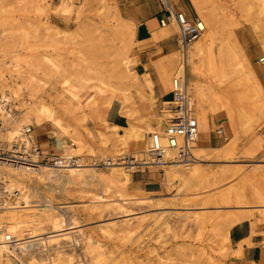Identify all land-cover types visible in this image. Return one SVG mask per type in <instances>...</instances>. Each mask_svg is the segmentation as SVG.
Masks as SVG:
<instances>
[{"label":"rangeland","instance_id":"obj_1","mask_svg":"<svg viewBox=\"0 0 264 264\" xmlns=\"http://www.w3.org/2000/svg\"><path fill=\"white\" fill-rule=\"evenodd\" d=\"M258 1L199 0L197 11L191 4L210 38L188 63V89L195 114L203 108L207 115H224L219 147L194 149L189 173L133 167L126 180L124 170L96 167L93 177L85 172L73 182L61 174L46 183L18 176L27 207L14 212L24 216L25 226L19 233L0 229L4 236L18 240L32 230L53 237L55 226L77 228L69 240L48 239L23 255L12 248L22 261L0 258V264H236L241 243L230 247L228 230L244 220L264 223V92L255 74L264 69V12ZM73 2L71 11L61 12L55 0H0V87L12 115L0 120L6 141L16 127L14 115L20 130H53L33 117L22 119L26 111L47 107L63 127L54 130L62 142L57 155L89 165L117 162L121 155L145 158L147 123L160 102L149 74L136 70L134 24L118 14L114 0ZM167 25L166 36L176 37L177 29ZM159 29L151 31V41L160 38ZM171 57L173 68L161 65L158 81L179 68L177 50ZM112 99L120 103L124 125L101 118ZM137 132L145 134L144 152L135 150ZM138 176L158 181L159 191L138 190L132 183ZM24 205L17 197L0 210ZM245 264H264V254Z\"/></svg>","mask_w":264,"mask_h":264},{"label":"bare ground","instance_id":"obj_2","mask_svg":"<svg viewBox=\"0 0 264 264\" xmlns=\"http://www.w3.org/2000/svg\"><path fill=\"white\" fill-rule=\"evenodd\" d=\"M258 2L260 3L258 6L261 7L262 12H264V3H263L264 0H261V2L260 1H258ZM191 4L194 6L196 11L200 10L201 6H200L199 0H191ZM261 10H260V12H261ZM200 22L203 25V29L199 33L197 38L189 45V47H188V49L186 51L185 59L183 61H181L179 56H178L179 68L174 71L173 75H171V73H168L166 75V77L159 79L161 86L166 91L169 90L170 82H171L170 80L173 77H175L177 75H181V76L183 75L184 80H185L186 90L191 95V92L188 89V80H187V76H186V72H187V69H188V63H190V64L192 63V57L195 54L202 52L201 50H203V46L208 42V39L210 38V36H209L210 32H209L208 26L206 24H204L201 20H200ZM168 24L172 28H174V29L176 28V24L173 21L172 16H170V21H169ZM167 27H169L167 24H164V25H162L160 27V29H159L160 30V37H162V38L166 37V35L169 32ZM22 38H23V36H22ZM211 40L212 39H210V41ZM189 54L191 55V57H189ZM185 66H186V68H185ZM98 89H99L100 92L104 91L102 86H98ZM3 98H4L3 100H5L7 102L6 96H3ZM152 114H153L152 118L150 120H148L147 131L145 132V134L149 133V132H152V131L159 130L160 126L163 124L164 118L166 116L165 111L164 110H160V109L157 110V111H155V109H154ZM194 114H195V109H194ZM4 115H6L8 118L12 117L11 112L8 111V110H4L2 108V106L0 105V120L4 117ZM206 115L207 114L203 110V108H199V109L196 110L195 118H196V121H197V127H198L199 132L206 133L208 131L207 130L208 129L207 128L208 124H207ZM14 116H13L12 119H13L14 124H15L16 127H14L11 131L8 132V140L10 139V142L17 141V140H23V142L25 143V146L31 148L32 142H31L30 138H27L26 136L22 135V132H21V130H22V128L24 126L21 128V130L18 129L21 125L19 124V121L17 120L16 116L15 117ZM22 117H23L22 119H24L25 122H29V118L33 117V118H35V120L37 122V125H41V124L47 122V123H50L56 130H60V129L62 130V128H63L57 122L58 120L57 121L53 120V118L51 116V111L47 107H44V108H42L40 110L37 109V110L26 111L23 114ZM5 129L6 128L0 124V138H1V140L3 142L9 144L10 142H7L6 138H5ZM33 131H34V128L32 127L31 128V132H30L29 135L32 138V140L37 143V141L35 139H33V137H32ZM59 132H62V131H59ZM145 134H144V132H137L136 133L135 142H134L135 150H137V151L145 150V147H146V142H145V137H144ZM19 137H21V138H19ZM199 141H201V140H200V135L198 134L197 137H196V140L193 143V147L191 148L192 156H193L194 149H196L197 147H198L197 149L202 150V146H200V142ZM123 144H125V137L121 138V140L119 142V146H123ZM119 146H117V147H119ZM76 149H78V148H76ZM118 149L119 150L117 152L121 153L122 149H120V148H118ZM73 150H75V148L71 149V151H73ZM172 153H173L172 150H166L165 151V155L163 156V159L165 160V162H162V165H150V162H145V161L142 162L141 164H146V167H157L158 170L160 169V170L163 171L161 173L162 175H164V171H165L164 168L165 169H168V168L170 169V170H166L167 173L170 172V171H175L174 173H177L179 171H182V172L186 171L187 173H189V171L191 170L189 165L192 164L196 158H194V156H193V158H194L193 162H191V163H189L187 165H181V164H177V163L167 162L166 160L170 158ZM58 157L75 158L76 165L73 166V167L55 168L53 165L50 166V165H39V164H36V153L32 149H30L29 151H27V155H26L25 159L24 158H20L21 161H18L15 164H2V165H0V176H2L3 179L7 182L8 191L9 192H17V197L21 199V201H22V203L24 205L26 203L25 199L22 198L23 194L20 192L21 190L18 189L17 186L18 185L23 186V185H25V183H24L23 180L17 179L18 176L26 178L25 175H29L28 178H30L32 180H35V181H37L39 183H44V182L46 183V182H50V181L56 180L58 175L61 174V175L65 176L67 182H73L79 174L87 172V174H89V175H91V177H93L92 176V174L94 173L93 171H99V169L96 168L97 163H95L93 161L91 162V165H89V164L85 163L86 161H84L83 158L75 157L73 155H63V156H58ZM128 159H131L132 162L145 160L144 157L140 158V157H137V156H134V155L130 156ZM109 161L111 162V163H109V166L102 167V168H105V169H108V170L109 169H117L119 171H123L124 170L125 172L123 171L122 174H123L124 178L127 180L128 179V173L130 172L132 167L124 166L122 164V162H118V161L117 162H114V161L112 162L110 159H109ZM103 162H105V161H103ZM16 172H19V173H22V174L21 175L20 174L16 175L17 174ZM18 194H19V196H18ZM46 203H47V205H49L50 202L46 201ZM8 204L9 203L3 204L2 206H0V209L2 210V209L8 208V207H6ZM3 207H6V208H3ZM9 207H11V206H9ZM26 207L27 206L24 205V206L15 208V209H12V207H11V210H6V211H1L0 210L1 211L0 212V229L2 231H7V232H15V231L18 232V230H20L22 228V226H25V219H24V216L22 214H18L17 212H14V210L22 209V208H26ZM31 222H33V221L31 220ZM76 228L77 227L71 226V227H69L67 229H61L59 226L58 227L55 226L54 227L55 230H54L53 233H57V235L53 236V237L50 236V235H48L49 237H47L46 235H45L46 237L43 236V235H42V237H40V236L34 235L35 231H32V230L31 231H26V232H24V234L27 235V238H24V237L21 236L22 239L18 238V240H16L17 238L15 239L14 236L13 237L12 236L7 237V236H4L5 235L4 232H0V258L3 259V260H10L12 262H18V260L22 261V258L18 257L17 254H15V255L11 254V253H13L12 252L13 250H15L17 253H20L21 255H23L22 253L25 252V251H28L29 250L28 248L30 246L46 243V241L48 239H52V238L56 237V238L63 239V240H65V239L69 240L70 238H72L71 233H73V232H71V231L73 229H76ZM20 234H21V232H20ZM20 234H19V236H20ZM69 234H70V236H67ZM10 249H12V251H10Z\"/></svg>","mask_w":264,"mask_h":264},{"label":"crops","instance_id":"obj_3","mask_svg":"<svg viewBox=\"0 0 264 264\" xmlns=\"http://www.w3.org/2000/svg\"><path fill=\"white\" fill-rule=\"evenodd\" d=\"M58 1V11H71L75 7L74 0H55ZM118 14L134 24V39L135 48H137L138 65L136 70L139 72H147L153 81V92L158 102L162 100H169V91H162V86L157 79L158 70L161 65H168V69L173 68V58L171 57L172 51L177 48L175 36L172 32L166 37H160L156 41H151V31H157L161 26L159 19L163 18L165 12L158 0H114ZM173 8L182 11L187 17L193 18L195 16L194 9L190 0H169ZM62 5V6H61ZM257 79L264 92V69L258 68L255 70ZM120 103L117 99H112L110 103L102 109L101 118L107 124L124 125L125 118L119 113ZM222 122H227L224 115L221 113L208 114L206 133L199 132L200 146L206 149L218 148L222 142L221 136L214 129L220 126ZM50 124V123H49ZM101 122V126H102ZM51 127H53L50 124ZM104 126V125H103ZM45 126L41 129H35L38 135L35 139L38 147L42 152L60 150L62 142L56 136L55 131ZM264 135V128H263ZM57 137V138H56ZM205 141V142H204ZM66 155V154H62ZM59 156V155H58ZM61 156V155H60ZM133 185L144 193L152 194L157 193L160 189V183L155 179H146L142 176L134 177L132 180ZM227 240L233 249L240 244V250L233 260L236 264H245L248 262L257 263L261 260L264 254V223L257 222L251 225L250 221L244 220L232 226L227 232Z\"/></svg>","mask_w":264,"mask_h":264},{"label":"built area","instance_id":"obj_4","mask_svg":"<svg viewBox=\"0 0 264 264\" xmlns=\"http://www.w3.org/2000/svg\"><path fill=\"white\" fill-rule=\"evenodd\" d=\"M158 1L162 11L165 12L163 18L159 19V25L168 24L170 16H172L177 28L175 37L176 50L180 60L183 61L189 45L202 31L203 25L197 17L190 19L182 11L173 8L169 0ZM6 91L5 88L0 87V105L4 110H10L9 101L3 100V95H5ZM168 91L170 99L160 101L158 108V110H164L166 116L159 130L148 133L145 160L132 162L131 159L125 158L128 157L127 155H121V159L117 161L122 162L124 166L139 169L140 167H146V164H141L144 161L150 162V165H162V162H165L163 156L166 150H172L173 152L170 158L166 160L167 162L181 165L193 162L194 158L191 148L199 134V130L194 114V102L186 90L183 75H177L171 79ZM31 128V125H27L21 130L22 135L30 138L32 142L31 148L26 147L23 140L12 141L8 144L0 138V165L15 164L21 161L20 158L25 159L27 151L30 149L36 153V164L53 165L55 168H66L76 165L75 158L58 157L52 150L42 152L29 135ZM215 130L219 135L221 134V126H218ZM109 163H111L109 160L97 162L96 167H107ZM16 198V192H9L7 182L0 176V206L13 200L15 201Z\"/></svg>","mask_w":264,"mask_h":264}]
</instances>
